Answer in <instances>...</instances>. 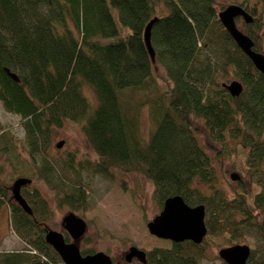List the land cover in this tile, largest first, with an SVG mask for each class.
Here are the masks:
<instances>
[{
  "label": "trees",
  "instance_id": "obj_1",
  "mask_svg": "<svg viewBox=\"0 0 264 264\" xmlns=\"http://www.w3.org/2000/svg\"><path fill=\"white\" fill-rule=\"evenodd\" d=\"M250 1L238 4L245 8ZM252 1L255 14L243 32L253 50L263 53L264 0ZM232 3L0 0V102L19 117L23 134L18 139L0 123V209L8 206L11 230L25 244L21 250L0 251V264L61 261L44 241L52 214L49 200L38 188L23 186L21 194L32 210L26 213L11 197L10 180H43L54 190L57 207L85 210L91 203L81 169L112 182L118 174L140 175L153 184L160 208L176 194L189 205L203 204L207 233L264 239V75L218 18ZM155 16L152 61L143 31ZM231 73L243 84L238 96L222 86ZM141 109L149 118L147 138L139 126ZM196 118L203 120L211 140L233 154L236 145L246 149L247 172L260 185L252 206L245 182H238L239 192L232 197L217 185L214 166L196 135ZM64 120L80 124L96 159H77L72 152L61 164L47 154ZM68 168L75 177L65 172ZM118 182L129 187L126 178ZM204 185L210 194L200 189ZM197 247L184 240L169 249L155 248L148 263L195 264Z\"/></svg>",
  "mask_w": 264,
  "mask_h": 264
},
{
  "label": "rangeland",
  "instance_id": "obj_2",
  "mask_svg": "<svg viewBox=\"0 0 264 264\" xmlns=\"http://www.w3.org/2000/svg\"><path fill=\"white\" fill-rule=\"evenodd\" d=\"M230 1L238 4L241 0ZM253 4L254 1L251 0L249 6L245 7V10L252 16L255 14V9L250 7ZM112 12L118 21L117 11L113 9ZM245 24L242 19L236 21L237 27L242 31H245ZM259 34L264 53V28L260 30ZM232 79L237 78L231 73L223 81L228 82ZM138 120L141 133L147 138L150 131L147 109L139 111ZM0 123L10 129L15 137L17 136L18 139L22 138L23 134L19 124V117L5 111L1 102ZM195 123L199 125V130L197 129L196 133L197 138L214 166L217 185L228 197H232L234 192L238 190V182H245L248 188L246 201L252 206L253 196L260 191V185L252 181L254 177H251L247 172L246 149L240 145H236V151L233 154L226 148V145L223 146L219 142H214L209 138L201 118H196ZM60 140L63 141V144L61 147H56V143ZM18 144L20 147V142ZM72 152L75 153L77 159H96L97 157L96 152L83 134L80 124L64 120L62 125L55 129L47 154L62 164ZM7 169L10 170L11 167L8 166ZM65 172H68V175L72 177L76 175L74 170L70 168L65 170ZM231 172H236L240 176V179L237 181L231 180L229 176ZM79 175L88 194V201L91 203V207L85 210L82 207L77 210H72L66 206L57 207L54 190L43 180H31L29 187L38 188L41 194L50 202L52 214L46 220L45 224L47 228L63 232V217L69 212H74L87 222L84 234L76 241L80 251L84 249H89L93 252L103 251L112 260L122 263H124L123 255L130 245H135L144 250L154 248L168 249L171 247V242L168 239L150 234L146 227V223L161 209L154 199V186L150 181L140 175L132 178L133 176L129 177L118 174L117 180L112 182L102 175L93 174L84 169H81ZM121 177L127 179L129 184L127 189H123L119 184L118 180ZM13 179L10 180V184L13 182ZM200 189L206 194H210L206 185L201 186ZM8 212V206L6 205L0 209V251L21 250L25 244L20 240L18 241L16 235L12 232ZM239 242L246 243L253 249L256 247L258 240L252 234H245L241 239L237 240L232 238L229 232L207 233L203 242L207 259L202 260V264H220L217 250ZM49 264H63V262ZM132 264L137 263L134 262Z\"/></svg>",
  "mask_w": 264,
  "mask_h": 264
},
{
  "label": "water",
  "instance_id": "obj_3",
  "mask_svg": "<svg viewBox=\"0 0 264 264\" xmlns=\"http://www.w3.org/2000/svg\"><path fill=\"white\" fill-rule=\"evenodd\" d=\"M242 17L245 23L252 21V15L239 4H229L218 12V18L224 28L228 31L236 45L248 56L254 67L264 75V53L253 50L251 38L236 25V18ZM157 17H152L146 24L143 31V38L151 60L154 61V49L150 41V31L152 24ZM222 86L232 95L238 96L243 90V84L238 79L223 82ZM63 141L56 143V147H61ZM231 180H239L240 176L236 172L230 173ZM30 179L19 176L13 180L10 186L12 199L28 214L32 210L21 194V187L30 183ZM205 207L203 204L189 205L183 198L176 194L167 197L161 210L146 223L150 234L156 237L169 239L174 242L190 240L195 243L202 241L206 235V225L204 221ZM64 230L71 241H66L63 232L47 228L44 233V241L52 247L58 254L63 264H119L113 262L111 257L103 251H95L86 255L81 254L76 241L86 230V221L75 214L69 212L62 219ZM249 254L246 244H234L219 250V255L229 264H243ZM137 257L140 261H145L144 251L131 245L124 254L126 261L131 257Z\"/></svg>",
  "mask_w": 264,
  "mask_h": 264
},
{
  "label": "flooded vegetation",
  "instance_id": "obj_4",
  "mask_svg": "<svg viewBox=\"0 0 264 264\" xmlns=\"http://www.w3.org/2000/svg\"><path fill=\"white\" fill-rule=\"evenodd\" d=\"M238 19H242V17H237L236 18V20H238ZM243 20V19H242ZM244 21V20H243ZM22 188V187H21ZM162 208V207H161ZM161 210V209H160ZM159 210V211H160ZM204 221H205V216H204ZM86 225H87V222H86ZM206 225V224H205ZM207 228V227H206ZM65 233H67L65 230L63 231V235H64V238H65ZM206 234H207V231H206ZM206 236V235H205ZM205 236L203 237V239H202V241L201 242H199V243H195V242H193V241H191V242H193L194 244H196V245H198V254H197V259H196V261H195V259H194V263L195 264H202L203 263V261L202 260H206L207 258H206V253H205V250H204V244H203V242H204V238H205ZM260 237V236H259ZM259 237H256V239L258 240V242H257V245H256V247L255 248H250V246L248 245V244H246V243H234V244H246V245H248V248H249V254H248V256H247V258H246V260H245V262L243 263V264H264V239H263V237H261V238H259ZM81 238V237H80ZM79 238V239H80ZM66 240V239H65ZM169 240V239H168ZM67 241V240H66ZM68 241H71V238L69 237V235H68ZM67 241V242H68ZM170 242H171V247H172V245H173V243H176V242H174V241H171V240H169ZM190 241V240H189ZM234 244H231V245H234ZM231 245H227V246H224V247H221V248H219L218 250H217V256H218V258H219V261H220V264H229L227 261H225L220 255H219V250L220 249H222V248H225V247H228V246H231ZM131 246V245H130ZM170 247V248H171ZM142 249V248H141ZM155 249V248H154ZM158 249H161V248H158ZM169 249V248H168ZM143 251H144V253H145V261H140L137 257H135V256H133V257H131V259L129 260V261H126L125 260V258H124V255H123V260H124V263H122V262H116V261H114V260H112L113 262H116V263H119V264H132V263H134V262H136L137 264H149L148 263V253L152 250H144V249H142ZM91 253H93V252H91ZM87 254H89V253H87ZM86 255V254H85Z\"/></svg>",
  "mask_w": 264,
  "mask_h": 264
},
{
  "label": "crops",
  "instance_id": "obj_5",
  "mask_svg": "<svg viewBox=\"0 0 264 264\" xmlns=\"http://www.w3.org/2000/svg\"><path fill=\"white\" fill-rule=\"evenodd\" d=\"M16 238L18 239V237L16 236ZM12 240H14V239H12ZM18 241H19V239H18Z\"/></svg>",
  "mask_w": 264,
  "mask_h": 264
}]
</instances>
